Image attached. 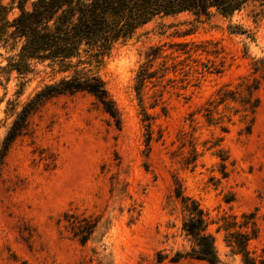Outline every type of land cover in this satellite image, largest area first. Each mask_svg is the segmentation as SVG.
Returning a JSON list of instances; mask_svg holds the SVG:
<instances>
[{
  "label": "rangeland",
  "instance_id": "obj_1",
  "mask_svg": "<svg viewBox=\"0 0 264 264\" xmlns=\"http://www.w3.org/2000/svg\"><path fill=\"white\" fill-rule=\"evenodd\" d=\"M238 23L253 27L244 16ZM228 25L219 16L158 18L116 47L100 76L119 128L85 93L53 98L30 117L0 164V264H208L171 261L191 246L177 191L207 215L220 264L242 263L219 227L250 233L240 225L254 214L248 251L264 264V77L251 70L252 59H264V22L254 40ZM12 55L0 48V65ZM143 69L152 76L138 89ZM60 77L46 66L23 80L10 75L0 149L15 117L7 101L17 112ZM255 99L252 113L242 102Z\"/></svg>",
  "mask_w": 264,
  "mask_h": 264
},
{
  "label": "trees",
  "instance_id": "obj_2",
  "mask_svg": "<svg viewBox=\"0 0 264 264\" xmlns=\"http://www.w3.org/2000/svg\"><path fill=\"white\" fill-rule=\"evenodd\" d=\"M13 10L18 13L10 19ZM180 14H190L198 21L219 16L229 22L230 34L254 40V29L264 22V0H0V48L13 53L7 65H0V89L4 90L0 103L6 97V85L13 72L23 80L36 72L38 66H46L61 76L45 84L17 112L16 104L7 101L15 117L1 143L0 164L13 142L26 133L30 117L59 96L79 93L92 96L119 128V115L100 76L101 67L116 47L133 39L141 28L155 19ZM239 16L246 17L253 27L232 24ZM251 70L252 75L264 77V59H252ZM151 76V72L143 69L137 76V88ZM23 84L25 82L20 83L16 96L21 94ZM257 90L256 82L247 89V97ZM225 99L235 101L230 96L223 97L222 101ZM242 103L248 105L252 113L259 104L257 99L251 106ZM152 119L143 111L142 122L146 123L147 132H150ZM150 141L151 136L147 134V147ZM175 197L181 200L186 214L181 230L191 246L188 253L177 254L171 261L190 258L220 264L205 212L195 201L182 197L180 191ZM243 218L252 222L250 226L245 222L240 228L250 229V233H230L235 224L219 229L228 232L226 244L233 255L241 257L242 264H258L248 251V242L256 237L254 214Z\"/></svg>",
  "mask_w": 264,
  "mask_h": 264
}]
</instances>
